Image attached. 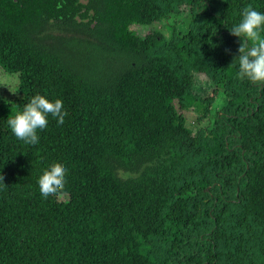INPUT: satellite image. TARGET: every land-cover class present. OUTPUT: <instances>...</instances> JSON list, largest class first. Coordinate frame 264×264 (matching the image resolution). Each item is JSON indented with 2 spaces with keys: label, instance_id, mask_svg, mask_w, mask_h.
Returning <instances> with one entry per match:
<instances>
[{
  "label": "trees",
  "instance_id": "16d2710c",
  "mask_svg": "<svg viewBox=\"0 0 264 264\" xmlns=\"http://www.w3.org/2000/svg\"><path fill=\"white\" fill-rule=\"evenodd\" d=\"M0 68V264H264V0H0Z\"/></svg>",
  "mask_w": 264,
  "mask_h": 264
},
{
  "label": "rangeland",
  "instance_id": "374dc122",
  "mask_svg": "<svg viewBox=\"0 0 264 264\" xmlns=\"http://www.w3.org/2000/svg\"><path fill=\"white\" fill-rule=\"evenodd\" d=\"M175 24L178 26L181 30H185L188 24V19L186 17V12L183 11L181 15L178 16H170L167 20H163L162 23L157 24L156 26L152 25H145V26H138V25H133L132 27H135L134 29L137 31L139 35H144L146 34L150 28L158 29L161 31L164 35L168 34V30L166 29L167 24ZM197 85L199 88H202L203 96L206 97L207 95L210 94L212 91L211 88V82L207 81V79L204 76H198L197 79ZM18 84V78L16 74H9L7 72H4L0 68V101L4 100H10L16 97L18 94L16 92ZM205 88V89H204ZM220 103H216L215 105H218ZM216 106L212 110V113L210 115V118H213V113L216 111ZM185 117H186V123L189 126H197V121H196V113L193 110L185 112Z\"/></svg>",
  "mask_w": 264,
  "mask_h": 264
}]
</instances>
